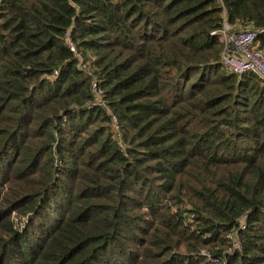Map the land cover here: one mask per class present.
Instances as JSON below:
<instances>
[{
  "label": "trees",
  "instance_id": "obj_1",
  "mask_svg": "<svg viewBox=\"0 0 264 264\" xmlns=\"http://www.w3.org/2000/svg\"><path fill=\"white\" fill-rule=\"evenodd\" d=\"M224 23L264 51V0H0V264H264V80Z\"/></svg>",
  "mask_w": 264,
  "mask_h": 264
},
{
  "label": "built area",
  "instance_id": "obj_2",
  "mask_svg": "<svg viewBox=\"0 0 264 264\" xmlns=\"http://www.w3.org/2000/svg\"><path fill=\"white\" fill-rule=\"evenodd\" d=\"M258 32V30L255 31L253 29L244 28L228 33V25L224 23L221 29L214 32L222 42L219 60L220 65L229 72L235 74L252 72L264 80V51L257 48L255 39ZM64 41L67 43L69 50L77 58L76 67L86 70V65L81 61V58L76 51L75 44L72 43L70 39L69 31L64 34ZM90 90L95 96L96 102H94L93 105L101 104L102 102L100 101L99 96L100 91L96 88L95 83H92ZM108 114H110L112 127L116 130L118 126L116 117L111 113ZM241 228H243V226H241ZM235 235L236 232L232 238V248L238 249V237Z\"/></svg>",
  "mask_w": 264,
  "mask_h": 264
}]
</instances>
